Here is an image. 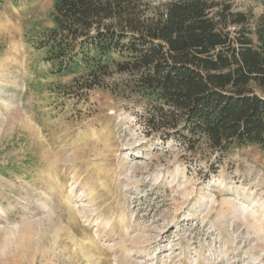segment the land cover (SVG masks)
I'll list each match as a JSON object with an SVG mask.
<instances>
[{"label":"rangeland","instance_id":"374dc122","mask_svg":"<svg viewBox=\"0 0 264 264\" xmlns=\"http://www.w3.org/2000/svg\"><path fill=\"white\" fill-rule=\"evenodd\" d=\"M52 1L0 4V264H264V150L216 164L109 88L57 86L30 42ZM218 1L249 27L264 11Z\"/></svg>","mask_w":264,"mask_h":264},{"label":"trees","instance_id":"16d2710c","mask_svg":"<svg viewBox=\"0 0 264 264\" xmlns=\"http://www.w3.org/2000/svg\"><path fill=\"white\" fill-rule=\"evenodd\" d=\"M48 18L30 42L47 73L70 78L57 86L79 99L109 88L142 105L146 136L216 164L264 150V11L249 27L218 0H53Z\"/></svg>","mask_w":264,"mask_h":264}]
</instances>
